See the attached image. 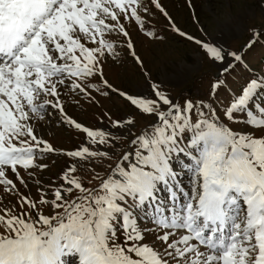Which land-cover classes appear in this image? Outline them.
Returning a JSON list of instances; mask_svg holds the SVG:
<instances>
[{"label":"snow or ice","instance_id":"1","mask_svg":"<svg viewBox=\"0 0 264 264\" xmlns=\"http://www.w3.org/2000/svg\"><path fill=\"white\" fill-rule=\"evenodd\" d=\"M157 13L198 61L243 64L182 31L163 0H0V264H264V74L177 100L136 47L164 39ZM250 31L249 49L264 40ZM129 59L147 93L109 79ZM86 106L93 124L70 111ZM59 131L78 143H55ZM53 157L63 165L45 177Z\"/></svg>","mask_w":264,"mask_h":264},{"label":"rangeland","instance_id":"2","mask_svg":"<svg viewBox=\"0 0 264 264\" xmlns=\"http://www.w3.org/2000/svg\"><path fill=\"white\" fill-rule=\"evenodd\" d=\"M163 2L182 31L202 40L219 42L228 51L244 53L243 64H238L230 73H223L224 65L213 63L207 57L198 61L197 53L200 50L195 44L174 33L169 27V21L157 13L153 27L164 39L152 42L140 37L136 41V47L139 54L145 58V71L151 74L152 81H162L163 87L177 100L183 102L186 97L193 100L206 98L210 85L218 77L226 78L227 87L235 90L250 77L264 74V40L250 49L245 47L252 38L250 29L264 28V0H191V6L186 0ZM196 17L199 18V23L196 22ZM225 20H230L233 27L226 30ZM181 62L190 70L177 79L174 74ZM108 75L116 86L126 87L130 92L137 89L144 93L149 91L144 74L130 59L124 67L110 69ZM104 103L105 109L115 116H122L125 112L119 101ZM70 111L88 124L95 123L100 115L98 108L87 106L83 111ZM137 119L139 124L146 122L139 117ZM54 142L71 147L78 143V140L74 133L59 131ZM52 159H55L56 163L49 161L50 171L44 173L45 177H54L63 165V158Z\"/></svg>","mask_w":264,"mask_h":264}]
</instances>
